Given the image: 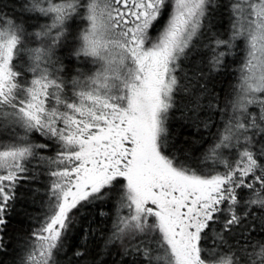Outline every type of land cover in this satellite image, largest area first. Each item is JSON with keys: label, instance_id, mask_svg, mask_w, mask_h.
Segmentation results:
<instances>
[{"label": "snow or ice", "instance_id": "snow-or-ice-1", "mask_svg": "<svg viewBox=\"0 0 264 264\" xmlns=\"http://www.w3.org/2000/svg\"><path fill=\"white\" fill-rule=\"evenodd\" d=\"M0 264H264V0H0Z\"/></svg>", "mask_w": 264, "mask_h": 264}, {"label": "trees", "instance_id": "trees-1", "mask_svg": "<svg viewBox=\"0 0 264 264\" xmlns=\"http://www.w3.org/2000/svg\"><path fill=\"white\" fill-rule=\"evenodd\" d=\"M13 223H18V220H14Z\"/></svg>", "mask_w": 264, "mask_h": 264}]
</instances>
